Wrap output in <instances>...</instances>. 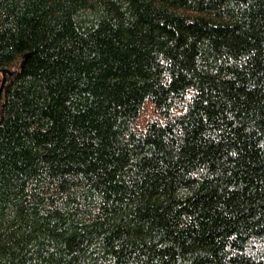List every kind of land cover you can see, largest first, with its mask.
<instances>
[{
  "label": "trees",
  "instance_id": "trees-1",
  "mask_svg": "<svg viewBox=\"0 0 264 264\" xmlns=\"http://www.w3.org/2000/svg\"><path fill=\"white\" fill-rule=\"evenodd\" d=\"M0 264H264V0H0Z\"/></svg>",
  "mask_w": 264,
  "mask_h": 264
},
{
  "label": "water",
  "instance_id": "water-1",
  "mask_svg": "<svg viewBox=\"0 0 264 264\" xmlns=\"http://www.w3.org/2000/svg\"><path fill=\"white\" fill-rule=\"evenodd\" d=\"M11 73H12V71H10V70H3V72H2L3 81H5V75L6 74H11Z\"/></svg>",
  "mask_w": 264,
  "mask_h": 264
}]
</instances>
